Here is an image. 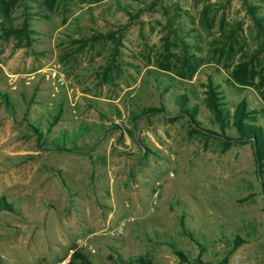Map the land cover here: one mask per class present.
Wrapping results in <instances>:
<instances>
[{
  "label": "rangeland",
  "instance_id": "rangeland-1",
  "mask_svg": "<svg viewBox=\"0 0 264 264\" xmlns=\"http://www.w3.org/2000/svg\"><path fill=\"white\" fill-rule=\"evenodd\" d=\"M152 1L65 0L46 11L39 0H25L12 8L11 25L26 17L32 32L27 47L0 32V95L8 100L0 98V197L10 205L0 209V264H62L77 248L93 264L138 256L152 264H264V172L256 171L248 142L223 149L222 134L237 137L231 118L221 134L204 104L210 80L227 113L244 100L264 134L259 94L228 80L239 53L224 60L211 50L220 16L227 28L239 22L240 44L254 49L251 22L241 0H157L147 9ZM247 1L264 14V0ZM174 2L187 13L180 36L203 59L189 79L157 66L159 6ZM204 5L209 27L199 20ZM7 25L0 16V27ZM121 26L118 74L111 69L112 82H104L112 43L75 51L71 39ZM56 64L61 86L44 75ZM182 92L195 106L196 133L187 117L169 120ZM150 106L164 111L140 114Z\"/></svg>",
  "mask_w": 264,
  "mask_h": 264
},
{
  "label": "trees",
  "instance_id": "trees-1",
  "mask_svg": "<svg viewBox=\"0 0 264 264\" xmlns=\"http://www.w3.org/2000/svg\"><path fill=\"white\" fill-rule=\"evenodd\" d=\"M25 0H0V16L4 21L8 23L7 26H1L0 32L3 39L13 37L15 39L14 46H29L31 44L30 33L31 29L28 28L27 18L24 17L18 26L11 25L10 12L14 6L18 3H22ZM86 4H95L102 0H79ZM157 0H153L146 8L151 9ZM40 4L46 11H52L58 4L64 3L65 0H39ZM241 4L244 7L251 26L253 29V39L255 40V47L251 51H246L242 44L239 42L238 30H240V23L235 22L229 28H227V22L220 16L217 22V37L211 39L212 51L217 56L227 60L235 53H239L236 62L233 64L229 71V81L237 84L238 86H251L259 94L260 99L264 103V14L259 13V7L255 3H251L247 0H241ZM210 5V4H208ZM208 5H204L199 10L200 22L209 27V12ZM223 5H220V8ZM142 9H139L134 15H128L129 19L136 17ZM159 11L164 18V23L161 26L163 30L162 35V56L157 61L159 68L171 71L178 79H189L196 70L203 64L201 56L196 55L192 48L197 49L195 45H189L181 36L182 30L179 23V19L187 13L182 9L178 3L174 2L170 5H160ZM121 26L115 30H108L104 33L93 32L88 37H78L71 39L72 44H75L74 50H80L88 42H98L102 40H109L112 43V48L109 52L108 61L101 68V78L104 82H112V76L110 70L114 69L118 74L117 63L119 55V46L121 45L122 36ZM171 48H177V53L172 52ZM164 87V91L168 89L169 84ZM218 85L213 84L210 80L205 83L204 90V104L210 111L213 121L217 123L221 130L224 129L228 122V118H231V126L235 129L237 137L231 138L222 134V147L227 148L233 141L248 142L252 149V155L256 163L258 174L264 172V134L262 129L250 122L254 119L255 111L246 108L244 100H240L234 107L232 113L229 115L227 109L224 106ZM175 104L177 105V113L169 120H176L178 117H187L189 121V128L191 132H198L199 128L196 127L198 123L195 121V106L187 105V95L182 92L175 96ZM1 101L4 104H8L6 94L0 95ZM164 107H144L140 110V114H155L163 112ZM140 114L134 115L137 118ZM56 121V117L52 119L48 127H50ZM36 133H38L36 131ZM38 136V135H37ZM40 137V136H39ZM36 141H38L36 139ZM55 150H65L64 147H55ZM10 208V205L5 202L3 197H0V209ZM184 234L189 238H192L190 232L182 228ZM173 249L174 254L178 257L179 261H185V256L178 249H174L171 244H167ZM238 245V239H235L232 243V248ZM226 257L222 259V263L225 262ZM195 262V260H194ZM196 262H200L196 259ZM63 264H93L88 255L85 254L81 248L73 249L67 262ZM124 264H152L151 261L145 257L138 256L129 260ZM210 264V263H206Z\"/></svg>",
  "mask_w": 264,
  "mask_h": 264
},
{
  "label": "built area",
  "instance_id": "built-area-1",
  "mask_svg": "<svg viewBox=\"0 0 264 264\" xmlns=\"http://www.w3.org/2000/svg\"><path fill=\"white\" fill-rule=\"evenodd\" d=\"M44 75L51 80V83L55 86L63 85L64 81L62 74L59 71V66L52 65L48 70L44 71ZM63 264V263H62Z\"/></svg>",
  "mask_w": 264,
  "mask_h": 264
}]
</instances>
